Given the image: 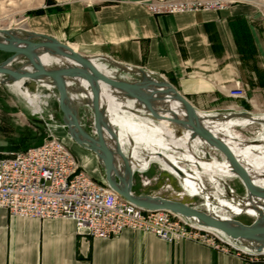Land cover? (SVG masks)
Wrapping results in <instances>:
<instances>
[{
	"label": "crops",
	"instance_id": "obj_1",
	"mask_svg": "<svg viewBox=\"0 0 264 264\" xmlns=\"http://www.w3.org/2000/svg\"><path fill=\"white\" fill-rule=\"evenodd\" d=\"M59 16L56 32L41 31L72 39L77 46L68 44L83 54L108 55L159 73L199 110H238L237 100L227 96L241 82L264 96V18L248 4L155 15L139 0H119L95 7L73 3ZM209 102L217 105L203 106ZM77 146L94 155L96 173L88 157L75 154L83 168L104 182L96 155ZM249 260L139 230L92 237L78 233L70 219L15 216L0 207V264H264Z\"/></svg>",
	"mask_w": 264,
	"mask_h": 264
},
{
	"label": "water",
	"instance_id": "obj_2",
	"mask_svg": "<svg viewBox=\"0 0 264 264\" xmlns=\"http://www.w3.org/2000/svg\"><path fill=\"white\" fill-rule=\"evenodd\" d=\"M0 35L4 37L0 38V51L9 53L0 62V83L23 80V85L31 91L49 84L58 101L61 119L57 122L67 131V137L96 155L103 180L113 191L145 210L169 211L189 225L214 233L237 250L251 255L264 254V184L254 179L250 168L229 144L205 124L206 118L219 122L249 119L250 122L231 127L239 134L236 140L240 145L248 146L256 144L257 138L264 132L247 138L238 129L255 123L264 129V112L252 113L246 109L202 111L159 73L121 63L108 55L83 54L42 32L22 33L18 29L0 28ZM45 54L53 61L45 63L41 59V55ZM16 61L20 62V66L13 67ZM105 88L113 97L124 101L127 110L136 112L152 124L166 126L176 137L188 134L190 142L199 139L196 152L201 161L227 162L230 169L211 176L204 171V167L196 164L201 168L199 180L195 189L188 190L184 185L185 172L175 163L171 162L174 173L160 162L150 160L151 153L147 152L144 156V160L148 159L146 166L135 167L131 146L134 141L131 139L127 147L121 144L119 128L112 123L102 99ZM170 100L180 103L182 113L173 108ZM243 106H247L244 101ZM86 115L91 116L89 128L86 126ZM153 164L178 178L187 196L198 197L202 202L196 204L181 198L138 192L136 174L147 172ZM180 164L191 169V165L182 159ZM258 176L264 180V171ZM204 177L214 188L213 191ZM235 180L243 186V193L237 190L233 183ZM232 206L240 210L236 211ZM243 216L252 220L245 222L241 219Z\"/></svg>",
	"mask_w": 264,
	"mask_h": 264
},
{
	"label": "built area",
	"instance_id": "obj_3",
	"mask_svg": "<svg viewBox=\"0 0 264 264\" xmlns=\"http://www.w3.org/2000/svg\"><path fill=\"white\" fill-rule=\"evenodd\" d=\"M202 3L158 2L149 9L157 14L194 10ZM222 7L207 2L204 7ZM244 97L242 88L230 91ZM64 138L50 132L35 146L0 153V207L11 215L39 219H70L80 234L97 238L119 235L124 229L153 233L168 241L191 240L227 252L218 238L181 228L180 221L160 215L136 213L110 197V190L97 189ZM264 261V260H249Z\"/></svg>",
	"mask_w": 264,
	"mask_h": 264
},
{
	"label": "rangeland",
	"instance_id": "obj_4",
	"mask_svg": "<svg viewBox=\"0 0 264 264\" xmlns=\"http://www.w3.org/2000/svg\"><path fill=\"white\" fill-rule=\"evenodd\" d=\"M119 0H0V28L18 29L20 32L25 31H51L56 32L57 30V18L63 12L67 11L69 6L73 3H80L86 7H95L108 2H114ZM145 4L149 9L150 3L158 2H191V3H202L194 10H188L184 12H195L201 10H221L230 7L237 3H245L255 8L261 18H264V0H139ZM220 2L224 5L222 7L206 8L207 2ZM160 14H174V13H160ZM44 33V32H42ZM47 34V33H46ZM52 36V35H51ZM55 37V36H54ZM57 38V37H56ZM60 40V39H59ZM65 43H74L72 39L66 37L61 40ZM77 46V45H76ZM80 50V49H79ZM82 53V52H81ZM85 54V53H84ZM9 56V53L0 51V62L5 60ZM114 59V58H113ZM246 59V55L243 56ZM244 61V60H243ZM13 67L20 66V62H13ZM247 74H249L247 72ZM238 87L244 91V97L235 99L237 100L238 109H246L252 113H263L264 112V96L254 95L252 87L249 84H237ZM35 92L43 95L49 94V96H43L42 110L35 112L32 110V106L28 104L26 99L18 94L8 84L0 83V149L6 151H13L17 149H24L26 147L35 146L40 144L44 138H46L50 132L64 138L65 143L68 147L80 157L84 156L88 165L90 164L91 170L96 173L94 168V162L91 160L94 155L89 151H84L79 148L75 142L67 139V131L63 129L57 120L60 118L58 101L53 95L52 91H49L43 86L37 88ZM56 92V91H55ZM57 93V92H56ZM228 99L234 98L230 95ZM243 101L246 103V107L243 106ZM217 105L216 102H209L203 104V106ZM36 121H44L41 124ZM86 126H91V116L86 115ZM238 130L243 131L244 135L248 138L256 137L259 133L264 132L263 127L258 124H252ZM78 147V148H77ZM76 151V152H75ZM84 153L83 154H80ZM96 159V158H95ZM87 165V163H86ZM205 182L210 190L214 188L209 184L206 177ZM237 190L243 193V186L238 182L234 181ZM211 186V187H210ZM136 190L143 193L159 194L169 198L182 199L184 201H190L196 204H200L202 200L198 197L190 198L186 195L183 190L178 178L171 175L170 173L161 170L158 164H153L152 168L145 173L136 174ZM245 222L252 220L249 216H243L241 218Z\"/></svg>",
	"mask_w": 264,
	"mask_h": 264
},
{
	"label": "bare ground",
	"instance_id": "obj_5",
	"mask_svg": "<svg viewBox=\"0 0 264 264\" xmlns=\"http://www.w3.org/2000/svg\"><path fill=\"white\" fill-rule=\"evenodd\" d=\"M0 38L4 37L0 35ZM41 59L47 64L53 61V59L47 54L41 55ZM56 60L58 59H55V61ZM99 67L105 69L102 64H99ZM8 85L12 87L18 94L22 95L26 99L28 104L33 107L32 110L34 109L35 112L42 110V103H44L43 96H49V94L43 95L41 93L31 91L28 87L23 85V80L13 82ZM43 86L47 89L49 88L50 91H52L49 84H44ZM102 99L107 106L112 123H114L119 128L121 144H123L124 147H127L130 145L131 139H133L134 141V144L131 146L135 167L142 168L146 166L148 159L146 158L144 160V156L148 153H151L150 160L160 162L161 164L165 165V167L172 170L174 173L175 171L171 166V162L175 163L185 172L184 185L188 190L195 189L197 181L199 180L201 168L196 164H200L201 167H204V171H207L211 176L215 175V173H217L218 171L228 172V170L230 169L228 168L227 162L221 163L217 162L216 160H209V162L201 161V158L198 159V155L196 152V145H198L199 139L190 142L188 140V134H184L182 137H176L174 133L166 126L155 123L152 124L149 120L140 117V115L136 112L127 110L125 108V102L113 97L106 88L103 90ZM170 104L175 110H177L179 113H182L179 102H177L176 100H170ZM245 122H250V120L233 119L229 121L219 122L212 121L209 118L205 119V124L208 126V128L216 135L219 134L218 136H221L229 144L231 149L240 158V160L243 161V163L246 164L248 168H250L251 174L254 179H257V181L261 182V184H264V180L260 179L258 176L259 172L261 173V171H264V134L257 138L256 141L258 142L256 144L251 143L248 146H245L244 144L240 145L239 141L236 140V138L239 137V134L233 132L231 129L233 125H238ZM181 159L188 162V164L191 165V169L182 166L180 164ZM97 189L110 190L111 199L117 200L120 204H124V207H126L127 210L136 211V213H149V215L161 214L162 216L167 217L168 219H171L173 221H180L181 228H184L185 230L200 234H207L208 236H211L213 238H218V245L224 247L227 252H236L243 255V257L251 260L253 259V257L264 256V254L251 255L237 250L233 246L225 243L214 233L189 225L184 222L181 217L169 211H151L140 208L135 204L127 201L122 196L118 195L105 182H97ZM232 207L236 211L240 210L238 207Z\"/></svg>",
	"mask_w": 264,
	"mask_h": 264
},
{
	"label": "trees",
	"instance_id": "obj_6",
	"mask_svg": "<svg viewBox=\"0 0 264 264\" xmlns=\"http://www.w3.org/2000/svg\"><path fill=\"white\" fill-rule=\"evenodd\" d=\"M36 123H39V124H41L42 122H40V121H36ZM27 148V147H26Z\"/></svg>",
	"mask_w": 264,
	"mask_h": 264
}]
</instances>
